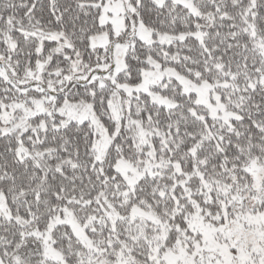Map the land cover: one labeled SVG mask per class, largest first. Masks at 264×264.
Wrapping results in <instances>:
<instances>
[{
	"label": "snow or ice",
	"instance_id": "6c2138e0",
	"mask_svg": "<svg viewBox=\"0 0 264 264\" xmlns=\"http://www.w3.org/2000/svg\"><path fill=\"white\" fill-rule=\"evenodd\" d=\"M0 264H264V0H0Z\"/></svg>",
	"mask_w": 264,
	"mask_h": 264
}]
</instances>
